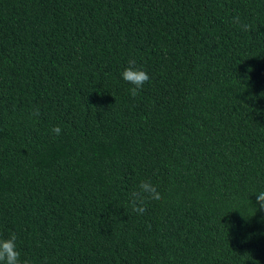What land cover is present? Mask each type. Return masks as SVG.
<instances>
[{"label": "trees", "instance_id": "trees-1", "mask_svg": "<svg viewBox=\"0 0 264 264\" xmlns=\"http://www.w3.org/2000/svg\"><path fill=\"white\" fill-rule=\"evenodd\" d=\"M262 190L264 0H0V236L22 260L264 264Z\"/></svg>", "mask_w": 264, "mask_h": 264}, {"label": "clouds", "instance_id": "clouds-1", "mask_svg": "<svg viewBox=\"0 0 264 264\" xmlns=\"http://www.w3.org/2000/svg\"><path fill=\"white\" fill-rule=\"evenodd\" d=\"M234 22L238 23L239 17H236ZM242 27L247 30L248 26L243 25ZM120 78L125 83L132 86L129 88V93L132 97L137 96L140 90H142L143 86L150 79L149 75L143 69L136 66L135 59H130L128 61L127 67H125L120 73ZM34 114L38 115V111ZM51 132L55 136H59L62 133V129L60 126H55L51 129ZM139 188L141 192L148 193L149 196L159 199L158 195L155 194V189L150 184L141 182ZM137 195L138 193H133L134 197ZM254 195L256 196L259 210L264 211V190L259 191ZM133 210L138 213H142L144 211L142 207H135ZM0 264H29L27 260L21 259V252L18 248L17 235L15 233L7 236H0Z\"/></svg>", "mask_w": 264, "mask_h": 264}]
</instances>
